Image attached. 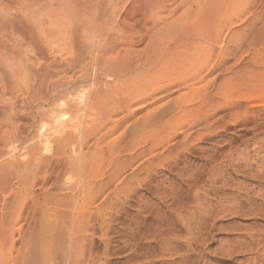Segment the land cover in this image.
I'll return each mask as SVG.
<instances>
[{
	"label": "bare ground",
	"instance_id": "1",
	"mask_svg": "<svg viewBox=\"0 0 264 264\" xmlns=\"http://www.w3.org/2000/svg\"><path fill=\"white\" fill-rule=\"evenodd\" d=\"M239 4L0 0V264H92L90 207L98 214L120 186L130 189L135 159L163 154L172 136L189 151L227 127L245 130L239 116L246 112L261 116L252 129L264 133L261 104L247 111L243 88L233 113L212 121L198 113L186 131L171 124L183 108L214 111L209 83L226 71L209 60L224 57L223 23L234 26ZM162 75L167 80H152ZM83 84L87 92L74 93ZM124 124L133 136L151 132L156 140L144 149H132L130 139L118 144L110 137ZM164 128L170 137H159ZM98 142L114 158L104 175L86 161Z\"/></svg>",
	"mask_w": 264,
	"mask_h": 264
},
{
	"label": "rangeland",
	"instance_id": "2",
	"mask_svg": "<svg viewBox=\"0 0 264 264\" xmlns=\"http://www.w3.org/2000/svg\"><path fill=\"white\" fill-rule=\"evenodd\" d=\"M240 2L232 16L234 26L223 23L224 57L215 52L209 60L210 66L221 63L226 71L222 75L217 71V78L209 83L214 111L205 105L194 110L183 108L171 124H184V131L198 113L209 115V121L232 108L233 113L238 106L234 93L239 88L253 92L249 93L247 109L260 103L257 110L264 112V0ZM152 80L167 79L162 75ZM87 89L83 84L82 90L75 88L74 93L85 94ZM18 94L21 99L23 95ZM188 94L192 96V92ZM258 117L246 112L239 116L245 130L227 127L202 138L189 151L179 150L173 144L174 136L168 134L170 130L167 133L164 128L159 137L168 134L171 141L169 138L158 157L135 159L131 166L137 180L130 183V189L120 186L115 203L106 201L98 214L95 206L88 205L91 263L264 264V133L252 129L260 126ZM125 127L117 128L110 139L114 137L123 145L130 139L132 149L137 144L141 145L136 149H144L156 140L151 132L133 136ZM98 143L86 161H92L88 170L104 175L114 158ZM186 144L191 146V140ZM157 152L161 149L154 154ZM150 160L154 163L146 172L143 168ZM87 181L89 186L94 183L93 178ZM99 215L104 217L102 223Z\"/></svg>",
	"mask_w": 264,
	"mask_h": 264
}]
</instances>
